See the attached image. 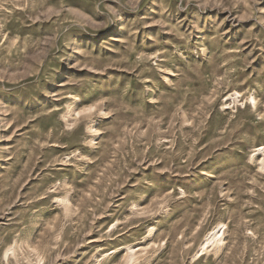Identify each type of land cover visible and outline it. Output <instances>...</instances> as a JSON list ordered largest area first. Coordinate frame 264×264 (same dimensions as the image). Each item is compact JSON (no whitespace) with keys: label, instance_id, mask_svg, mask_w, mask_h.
I'll list each match as a JSON object with an SVG mask.
<instances>
[{"label":"rangeland","instance_id":"obj_1","mask_svg":"<svg viewBox=\"0 0 264 264\" xmlns=\"http://www.w3.org/2000/svg\"><path fill=\"white\" fill-rule=\"evenodd\" d=\"M0 264H264V0H0Z\"/></svg>","mask_w":264,"mask_h":264},{"label":"bare ground","instance_id":"obj_2","mask_svg":"<svg viewBox=\"0 0 264 264\" xmlns=\"http://www.w3.org/2000/svg\"><path fill=\"white\" fill-rule=\"evenodd\" d=\"M6 255V254H5Z\"/></svg>","mask_w":264,"mask_h":264}]
</instances>
